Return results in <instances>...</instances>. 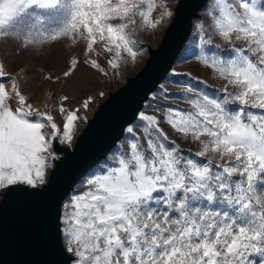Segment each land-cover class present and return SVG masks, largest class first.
I'll use <instances>...</instances> for the list:
<instances>
[{"label": "snow or ice", "instance_id": "obj_1", "mask_svg": "<svg viewBox=\"0 0 264 264\" xmlns=\"http://www.w3.org/2000/svg\"><path fill=\"white\" fill-rule=\"evenodd\" d=\"M173 16L168 0H0V41L21 54L62 41L79 49L61 75H44L50 82L85 66L116 78L148 53L139 34ZM208 16L196 26V59L221 95L173 81L182 91L159 95L186 109L154 96V114H136L62 202L71 264H264V0H211ZM24 79L0 61V189L45 186L57 145L73 146L94 103L72 107L64 94L42 111ZM178 140L197 145L194 154Z\"/></svg>", "mask_w": 264, "mask_h": 264}, {"label": "water", "instance_id": "obj_2", "mask_svg": "<svg viewBox=\"0 0 264 264\" xmlns=\"http://www.w3.org/2000/svg\"><path fill=\"white\" fill-rule=\"evenodd\" d=\"M209 1L179 0L162 41L149 48L144 67L101 103L73 148L57 145L59 159L45 186L5 189L0 201V264H71L58 219L66 194L123 139V130L167 78Z\"/></svg>", "mask_w": 264, "mask_h": 264}, {"label": "rangeland", "instance_id": "obj_3", "mask_svg": "<svg viewBox=\"0 0 264 264\" xmlns=\"http://www.w3.org/2000/svg\"><path fill=\"white\" fill-rule=\"evenodd\" d=\"M168 2L169 7L174 12L179 0H168ZM210 4L211 0L200 12L201 17L195 20L192 35L183 52L174 63L167 78L158 87L156 92L150 96L141 111H145L149 115L154 114L152 111L154 96H156L160 103H171L173 105L179 104V107L186 109L188 107L186 104L179 103L178 101H166L159 95L162 88L166 89L171 94L181 92L182 88L173 83V81L190 82L195 87L204 89L210 96L221 95L218 91L221 82L212 79L210 77V70L201 66L196 59V56L199 55L200 51L198 47L199 33L197 32L196 26L200 22H203L206 26L211 22L210 17L208 16ZM173 17L165 22L159 30L154 33L147 31L140 33L138 38L142 47L147 48L148 50L150 47H158ZM219 42V39L216 38L213 40V45ZM79 51V49L71 48L69 42L62 41L45 46L34 47L21 54L15 41H0V61L6 62V71L11 75H16L17 73L25 75L23 81L24 93L31 97L32 103L35 105L43 104L42 111L46 110L45 105L51 107V105L57 103L59 97L64 94H67L70 97V104L72 107H78L88 96L94 97V103L90 105L89 110L81 113V115H86L87 120L86 122L79 123V131L75 134L73 146L76 139L86 127L88 121L93 117L101 103L105 101L111 93L116 92L125 85L128 78L135 76L144 67L149 57L148 51L146 55L139 59V62L136 65L122 69L121 76L116 78L104 77L86 66L81 67L79 72H77L70 81L64 83L50 82L43 78L44 75L48 73L61 75L66 67L67 60L71 55L78 54ZM101 62L103 63V60ZM196 78H198V80ZM200 81H206V83H200ZM100 91L105 93L103 97L97 95ZM50 93L52 94L51 100L49 99ZM126 135L127 133L125 132L124 137ZM172 135L173 138H177L176 134ZM121 141L115 148L119 147ZM177 142L180 147L184 149L185 153H188L189 148H191V153L189 154H194L197 148V145H189L180 140ZM73 146L69 148H73ZM78 190L83 191V189ZM63 243L65 246L64 240Z\"/></svg>", "mask_w": 264, "mask_h": 264}, {"label": "crops", "instance_id": "obj_4", "mask_svg": "<svg viewBox=\"0 0 264 264\" xmlns=\"http://www.w3.org/2000/svg\"><path fill=\"white\" fill-rule=\"evenodd\" d=\"M10 87V86H9ZM13 106H15V102H13ZM52 169H49V173ZM5 189H0V201L2 199V194L4 193Z\"/></svg>", "mask_w": 264, "mask_h": 264}, {"label": "bare ground", "instance_id": "obj_5", "mask_svg": "<svg viewBox=\"0 0 264 264\" xmlns=\"http://www.w3.org/2000/svg\"><path fill=\"white\" fill-rule=\"evenodd\" d=\"M42 105H43V104L35 105V104L33 103V106H34V107H39L41 110H42V108H43Z\"/></svg>", "mask_w": 264, "mask_h": 264}]
</instances>
